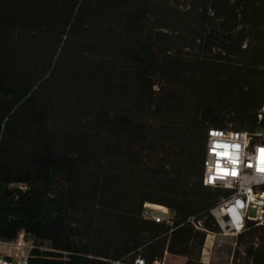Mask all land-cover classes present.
Segmentation results:
<instances>
[{"label":"trees","instance_id":"trees-1","mask_svg":"<svg viewBox=\"0 0 264 264\" xmlns=\"http://www.w3.org/2000/svg\"><path fill=\"white\" fill-rule=\"evenodd\" d=\"M209 129L264 142V0H0V240L30 264H203ZM235 244L264 264V224Z\"/></svg>","mask_w":264,"mask_h":264},{"label":"built area","instance_id":"built-area-1","mask_svg":"<svg viewBox=\"0 0 264 264\" xmlns=\"http://www.w3.org/2000/svg\"><path fill=\"white\" fill-rule=\"evenodd\" d=\"M257 135L245 131H225L209 129L206 134L205 158L203 162L202 182L206 187L219 188L229 192L215 207L210 214L219 227V233H208L202 249L201 261L204 264L209 257L213 240L217 236L237 237L245 231L247 222L253 221L264 224V172L261 155L264 153V142L256 141ZM235 173V174H233ZM259 200L256 204V200ZM239 205H242L240 207ZM259 208V209H258ZM144 216L151 218L156 223L170 222L168 209L156 206L146 207ZM233 209L241 217V227L233 226ZM256 211V216L252 215ZM149 211H157L154 216ZM160 213L164 216H160ZM191 224L196 229H201L200 222ZM211 241L210 247L207 243ZM34 245L28 241L24 234H20L16 240L5 242L0 240V264H30V258ZM144 264L143 260L137 259L133 264ZM161 264V262H154Z\"/></svg>","mask_w":264,"mask_h":264},{"label":"rangeland","instance_id":"rangeland-1","mask_svg":"<svg viewBox=\"0 0 264 264\" xmlns=\"http://www.w3.org/2000/svg\"><path fill=\"white\" fill-rule=\"evenodd\" d=\"M257 202H259L258 199L256 200L255 203L258 204ZM147 206L154 207L155 205L145 204L144 211L147 210L146 209ZM149 212L154 216L158 215L157 211H149ZM252 215L256 216L255 210L252 212ZM160 216L164 217L161 213H160ZM262 221H264V214H262ZM236 240H237V237L217 236L213 241V245L211 247L209 257L205 260L204 264H241L239 259L237 260L233 259V253L237 249L236 244H235ZM238 252H242V248H239ZM180 259H178L176 256L167 257V259L163 258V261L161 263L163 264H182ZM184 263H185V259H184Z\"/></svg>","mask_w":264,"mask_h":264},{"label":"clouds","instance_id":"clouds-1","mask_svg":"<svg viewBox=\"0 0 264 264\" xmlns=\"http://www.w3.org/2000/svg\"><path fill=\"white\" fill-rule=\"evenodd\" d=\"M261 164H262V167L260 168V171L264 172V153H262L261 155ZM239 206L242 207V205H239ZM232 222H233V226L236 227L237 229L241 227V217L235 209H233V212H232Z\"/></svg>","mask_w":264,"mask_h":264},{"label":"crops","instance_id":"crops-1","mask_svg":"<svg viewBox=\"0 0 264 264\" xmlns=\"http://www.w3.org/2000/svg\"><path fill=\"white\" fill-rule=\"evenodd\" d=\"M213 241H214V240H213ZM207 245H208V247H210V245H211V241H208ZM167 257H174V256H171V255L165 254L164 258L167 259ZM177 258L180 259V257H177ZM180 261H181L182 264H184V259L181 258ZM161 264H163V263H161Z\"/></svg>","mask_w":264,"mask_h":264},{"label":"bare ground","instance_id":"bare-ground-1","mask_svg":"<svg viewBox=\"0 0 264 264\" xmlns=\"http://www.w3.org/2000/svg\"><path fill=\"white\" fill-rule=\"evenodd\" d=\"M156 208L160 209L161 207H160V206H159V207H158V206H156Z\"/></svg>","mask_w":264,"mask_h":264},{"label":"snow or ice","instance_id":"snow-or-ice-1","mask_svg":"<svg viewBox=\"0 0 264 264\" xmlns=\"http://www.w3.org/2000/svg\"><path fill=\"white\" fill-rule=\"evenodd\" d=\"M233 174H235V173H233Z\"/></svg>","mask_w":264,"mask_h":264}]
</instances>
